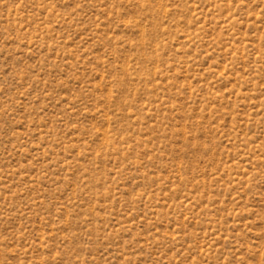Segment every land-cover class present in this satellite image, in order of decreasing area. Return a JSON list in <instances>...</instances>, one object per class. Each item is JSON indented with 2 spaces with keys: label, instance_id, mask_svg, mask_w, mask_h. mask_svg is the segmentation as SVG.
<instances>
[{
  "label": "rangeland",
  "instance_id": "rangeland-1",
  "mask_svg": "<svg viewBox=\"0 0 264 264\" xmlns=\"http://www.w3.org/2000/svg\"><path fill=\"white\" fill-rule=\"evenodd\" d=\"M0 264H264V0H0Z\"/></svg>",
  "mask_w": 264,
  "mask_h": 264
}]
</instances>
